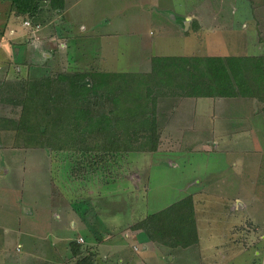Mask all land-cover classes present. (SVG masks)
<instances>
[{
  "label": "rangeland",
  "instance_id": "1",
  "mask_svg": "<svg viewBox=\"0 0 264 264\" xmlns=\"http://www.w3.org/2000/svg\"><path fill=\"white\" fill-rule=\"evenodd\" d=\"M105 1L102 6L97 0H81L54 24L49 22L48 2H42L35 19L49 25L37 35L30 29L31 44L21 37L10 42L2 37L5 25L18 19L10 15L9 2L0 1V60L7 57L6 63L0 62V80L63 67L84 69L90 65L87 58L91 62L96 55L100 61L91 65L102 71L145 72L139 69L140 54L136 53L143 48L137 45L139 34L159 43V56L264 57V0H212L215 17L208 13L202 19L197 12L191 23L182 19V10H196L203 0ZM113 15L118 19L115 30L103 26L107 20L102 17L112 19ZM98 16L100 30L106 31L103 39L92 37L90 28ZM177 17L178 21L171 20ZM49 29L57 31L53 38ZM64 35L80 36L71 44L61 39ZM84 53L85 63L80 60ZM119 58L121 65L131 68H120ZM260 72L264 94L262 62ZM214 99H162L157 119L162 132L159 149L128 152L84 178L75 176L79 166L67 152L15 148L13 132L0 131V264H59L69 242L76 239L91 246L97 264H122L123 257L131 258L129 264H144L147 259L158 264L155 256L165 257L164 251L171 249L141 243L132 235L137 231L128 226L195 193L201 248L206 259H214L203 264H264V97L228 98L225 112L222 106L215 107ZM19 112L20 107L0 102V117L17 118ZM202 135L205 142L198 138ZM95 237L105 241L93 245ZM199 248L200 244L172 249L164 264H202Z\"/></svg>",
  "mask_w": 264,
  "mask_h": 264
},
{
  "label": "trees",
  "instance_id": "2",
  "mask_svg": "<svg viewBox=\"0 0 264 264\" xmlns=\"http://www.w3.org/2000/svg\"><path fill=\"white\" fill-rule=\"evenodd\" d=\"M0 1L9 2L14 15L31 23V30L37 24L41 29L35 18L42 2H48L50 10L66 6V0ZM261 62L264 57L169 55L151 57L145 72L63 67L41 75L17 74L0 80V102L20 107L17 118L0 117V131L13 132L15 148L67 152L79 166L75 176L84 178L128 152L157 151L162 143L158 103L166 97L262 99ZM128 227L137 231L138 240L154 242L171 253L199 246L195 196L189 194ZM83 244L77 239L69 242L66 264L69 259V264H97V254Z\"/></svg>",
  "mask_w": 264,
  "mask_h": 264
},
{
  "label": "crops",
  "instance_id": "3",
  "mask_svg": "<svg viewBox=\"0 0 264 264\" xmlns=\"http://www.w3.org/2000/svg\"><path fill=\"white\" fill-rule=\"evenodd\" d=\"M79 1H81V0H66V6H65V8H64V10H62V11H59V10H49L50 11V20H49V22H50V24H54L56 21H57V17L60 15V14H63L64 12H66L67 10H68V8H70L72 5H75L76 3H78ZM137 1V3L136 4H138V2H140V0H131V2L132 3H134L135 4V2ZM143 1V0H142ZM212 0H203L200 4H199V6H198V8L195 10V9H183L182 10V13L180 14V16L182 15V19L184 20V21H187L188 23H191L192 21L193 22H195V20L197 19L196 17H194V15H202L203 16V18L202 19H204V16H206V14H208V13H212V15L214 16V11H215V9H214V7H213V5H212V2H211ZM97 2H98V4H100V5H102V6H104L105 4H106V1L105 0H97ZM210 2V3H209ZM207 3V4H206ZM140 5V4H139ZM140 7L141 8H143L144 10H145V8L142 6V5H140ZM139 7V8H140ZM140 8V11H142V9ZM200 9V10H199ZM238 8L235 6L233 9H232V11H233V13H237L238 12ZM198 12V13H197ZM9 13H10V15H12V16H14L16 19H18V22L16 23V22H13L12 24H6L5 25V27L2 29V31H1V34L3 35L2 37H8L7 39L9 40V42H10V40L12 39H14V38H16L17 39V37H21V39L22 38H25V40H23L22 42H24V43H29V44H31L30 42L31 41H33L32 39H34L33 37H32V35H33V33L30 31V28H28L27 26H25L24 25V23H23V18L22 17H18L17 15H14V12L13 11H11V7H10V3H9ZM197 13V14H196ZM200 13V14H199ZM144 14V13H143ZM66 15V14H65ZM104 17H106V20H107V22L106 23H104V25L103 26H105V27H107L108 29H113V30H115V29H118L117 27H118V19H117V16H115V15H113L112 16V19H111V17L109 18V16L107 17V16H103L102 18H104ZM215 17V16H214ZM102 18H100L99 16L98 17H94L93 18V21H94V23H92L91 25H90V28H91V30L93 29V36L92 37H96V38H98L99 37V39H103L104 38V35L103 34H106V33H104V32H106L105 30H100V27H99V23L101 22V19ZM150 19H152L153 20V16H150L149 17ZM171 20L173 21V22H176V21H178L179 20V18L177 17V18H175V20L173 19V18H171ZM15 21V20H14ZM92 21V22H93ZM156 21V23L157 24H163V20H155ZM198 21V20H197ZM21 25L24 29H23V31H19L18 29H17V26H15V25ZM49 25V24H48ZM48 25H44L43 23H41V29H40V31L39 32H37L36 33V35L38 34V33H40V32H42L45 28H47V26ZM84 29L87 31L88 29H87V26H84ZM96 29H99V30H96ZM91 30H90V32H91ZM159 30L162 32V28H159ZM186 30V29H185ZM109 31V30H108ZM54 32V33H53ZM4 33V34H3ZM48 33H49V37L50 38H53L56 34H57V31L56 30H53V29H49V31H48ZM186 34V33H185ZM67 35V34H66ZM80 35H74V36H68V37H66L65 35L63 36V38H61L62 40H64V41H66V42H68V43H71V44H73L74 43V41L79 37ZM91 36V35H90ZM120 36H121V34H120ZM39 36H37V39H38V41H41V38L39 37ZM66 37V38H65ZM139 40L137 41V45H142L143 46V48L142 49H140V50H138V48H137V51H136V53L137 54H140V58L138 59V62H139V69H146V70H148V69H150V58L151 57H153V56H159L158 54H157V49H158V45H159V43L156 41V40H152V38H151V36H149L148 34L147 35H142V34H139L138 35V37H137ZM7 40V41H8ZM21 41V40H20ZM13 42H11V44H12ZM10 44V45H11ZM65 44V43H64ZM1 45L2 46H5V42H4V40L1 42ZM100 45V44H99ZM63 46H67L66 44L65 45H63ZM100 47H103L102 45H100ZM28 55V54H27ZM163 55H165V56H169L170 54L169 53H166V54H163ZM84 57H85V53H84V55L82 56V57H80V60H83V62H84ZM95 58L96 59H92V61L91 62H89L90 61V59H89V57L87 58V62L88 63H90V65L89 66H87L86 68H84V69H97V70H102V69H99V68H95V67H93V65H91V64H93V62H95V61H100V59H98V56L96 55L95 56ZM123 58V57H122ZM122 58L120 59L119 58V67L120 68H122V67H125L126 69H129V68H131L130 66H126V65H121L122 64ZM136 57L134 58L133 57V61H136ZM6 61H7V57H5L4 59H2V60H0V62L1 63H3V62H5L6 63ZM18 63H22V62H18ZM85 63V62H84ZM30 65V64H29ZM25 66V65H24ZM36 66V65H35ZM35 66L34 65H32L31 66V68L32 69H34L35 68ZM138 67V66H137ZM27 68H29V66L27 67ZM31 68H29V70L31 69ZM215 101H214V103H215V107H216V105H218V108L220 107V106H222L223 107V112H225L226 111V105H228V98H226V97H218V99L216 98V99H214ZM225 101V104H223V102ZM196 132V131H195ZM202 132H204V133H209V134H212L211 132H208V131H202ZM203 134V133H202ZM213 135V134H212ZM202 137V138H201ZM199 138V140H202L203 142H205V137L202 135V136H199L198 137ZM211 139L212 140H214L215 139V137L214 136H212L211 137ZM215 142V141H214ZM215 145H217L216 143H215ZM137 177V176H136ZM201 194V193H200ZM198 194H196L195 193V198H198V196H197ZM199 201H200V199H198ZM198 201V202H199ZM203 200L201 199V202H202ZM197 202V203H198ZM237 203H239V199H237ZM197 208H196V206H195V212L197 213V216L199 217V214H198V211L196 210ZM196 222H197V229L199 228L198 226H199V220L197 219L196 220ZM198 232H199V229H198ZM200 233V232H199ZM135 235L134 236V238L136 239V240H138V235L136 234V233H132V235ZM80 237H83V236H81V235H79ZM78 236V237H79ZM127 237H130L129 236V233H127ZM124 238H126V236L124 237ZM83 239H85L84 237H83ZM86 240V239H85ZM105 241V239L103 240V238L102 239H100V243H98V240L95 238V240H94V244H99V245H102L103 244V242ZM139 241H141V243H147L145 240H139ZM86 242V241H85ZM91 244V243H90ZM199 244H200V252H199V255H200V257H199V260L198 261H200L202 264H203V262H207V261H210V262H213L214 263V259H212V260H210L209 258H207L206 259V257H205V254H204V252H203V249L201 248V245H202V242H201V236H200V234H199ZM69 245V244H68ZM69 247V246H68ZM122 248V247H121ZM70 248H68V251H67V253H66V255L63 257V259L60 261V263L59 264H66V259H68L69 257H70V250H69ZM120 251L119 252H122L123 250H121V249H119ZM169 252L170 251H167V252H165L164 251V253H166V256L165 257H161V256H159V255H156L155 257V261L157 262L158 260V264H164V263H166L167 261H166V257H167V255H169ZM146 253V252H145ZM149 253V252H148ZM171 253V252H170ZM150 254V253H149ZM172 254V253H171ZM144 256L146 257V254L144 255L143 254V257L142 258H144ZM148 257H149V255H148ZM160 257V258H159ZM104 258L105 259H108V256H104ZM129 258V257H128ZM139 258H141V257H139ZM131 258H129V260H130ZM70 260V259H69ZM69 260H68V264H69ZM129 260L127 259V258H125V257H123L122 258V264H129ZM170 260V259H169ZM142 262H143V260H142ZM144 264H149V261H148V259L146 260V261H144L143 262ZM106 264H108V263H106ZM133 264V263H132Z\"/></svg>",
  "mask_w": 264,
  "mask_h": 264
},
{
  "label": "built area",
  "instance_id": "4",
  "mask_svg": "<svg viewBox=\"0 0 264 264\" xmlns=\"http://www.w3.org/2000/svg\"><path fill=\"white\" fill-rule=\"evenodd\" d=\"M24 24H25L27 27H29V28L31 27V23H30L29 21H25ZM30 29H31V28H30ZM39 29H40V25L37 24V25H35V26L32 28V31H33L34 33H37V32L39 31ZM81 239H82V238H80L79 240L82 241Z\"/></svg>",
  "mask_w": 264,
  "mask_h": 264
}]
</instances>
